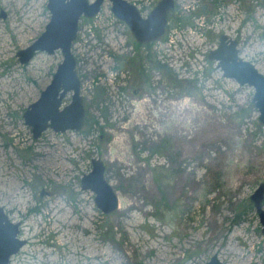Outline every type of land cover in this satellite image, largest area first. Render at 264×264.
<instances>
[{
    "label": "rangeland",
    "instance_id": "obj_1",
    "mask_svg": "<svg viewBox=\"0 0 264 264\" xmlns=\"http://www.w3.org/2000/svg\"><path fill=\"white\" fill-rule=\"evenodd\" d=\"M48 1L0 0V207L27 240L10 264H264L255 89L209 58L226 34L264 73V0H175L165 35L140 48L105 0L73 44L84 127L35 138L24 113L64 57L17 52L45 31ZM95 157L118 192L110 214L81 185Z\"/></svg>",
    "mask_w": 264,
    "mask_h": 264
},
{
    "label": "water",
    "instance_id": "obj_2",
    "mask_svg": "<svg viewBox=\"0 0 264 264\" xmlns=\"http://www.w3.org/2000/svg\"><path fill=\"white\" fill-rule=\"evenodd\" d=\"M113 14L123 21L135 39L142 44L152 43L165 35L169 14L175 0H159L147 16L131 0H110ZM105 0H49L51 20L45 31L28 47L19 50L21 63H29L40 51L50 54L61 50L63 61L58 65L51 83L40 97L31 103L24 113L25 123L32 127L33 136L39 138L47 129L56 132L80 131L86 122V108L81 93V78L77 71V59L73 44L78 38L82 18L96 17ZM264 37V31L262 33ZM209 58L218 61L224 77L232 78L240 85L254 87L253 104L258 109L259 121L264 125V73L256 65L240 56L238 42L220 35L217 48ZM72 93L70 103L64 105L67 94ZM84 190L95 193L98 208L110 214L119 208L116 188L106 178V165L101 157L92 159V169L81 178ZM264 232V182L251 195ZM20 223L13 222L0 207V264H10L12 256L19 253L27 240L20 236ZM144 264V263H135ZM206 264H225L215 254Z\"/></svg>",
    "mask_w": 264,
    "mask_h": 264
},
{
    "label": "built area",
    "instance_id": "obj_3",
    "mask_svg": "<svg viewBox=\"0 0 264 264\" xmlns=\"http://www.w3.org/2000/svg\"><path fill=\"white\" fill-rule=\"evenodd\" d=\"M134 2L140 8V10L142 11V14L144 16H146L148 14V12L150 11L151 7L153 6L152 1H148L146 3H143V2L137 3L136 1H134Z\"/></svg>",
    "mask_w": 264,
    "mask_h": 264
},
{
    "label": "flooded vegetation",
    "instance_id": "obj_4",
    "mask_svg": "<svg viewBox=\"0 0 264 264\" xmlns=\"http://www.w3.org/2000/svg\"><path fill=\"white\" fill-rule=\"evenodd\" d=\"M102 9V8H101ZM100 12H101V10H100ZM100 12H99V14H100ZM119 20V19H118ZM121 21V20H120ZM137 43H139L136 39H135V41H134V44H135V48L137 47V48H140V47H145L146 46V44H142L141 43V45L140 46H137L138 44ZM136 92H138V91H136ZM13 257V256H12Z\"/></svg>",
    "mask_w": 264,
    "mask_h": 264
},
{
    "label": "bare ground",
    "instance_id": "obj_5",
    "mask_svg": "<svg viewBox=\"0 0 264 264\" xmlns=\"http://www.w3.org/2000/svg\"><path fill=\"white\" fill-rule=\"evenodd\" d=\"M33 21H35V19H34ZM4 44H5V42H4ZM4 48H5V49L2 48V52H3V54H4V53L7 54V52H8V48H7L6 44H5ZM52 216H53V215H52ZM55 216H56V215H55ZM55 216H54V217H55ZM67 218H68V217H67ZM69 220H70V218H69ZM69 220H68V221H69ZM74 227H75V226H74Z\"/></svg>",
    "mask_w": 264,
    "mask_h": 264
},
{
    "label": "trees",
    "instance_id": "obj_6",
    "mask_svg": "<svg viewBox=\"0 0 264 264\" xmlns=\"http://www.w3.org/2000/svg\"><path fill=\"white\" fill-rule=\"evenodd\" d=\"M137 44H138L137 46H140V45H141V43H137ZM150 45H152V44H151V43H147V44H146V46H148V47H149ZM141 46H142V45H141Z\"/></svg>",
    "mask_w": 264,
    "mask_h": 264
}]
</instances>
